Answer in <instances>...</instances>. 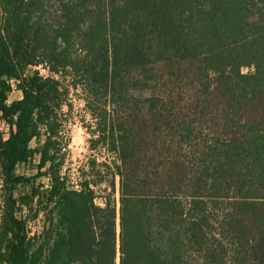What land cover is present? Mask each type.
Wrapping results in <instances>:
<instances>
[{
	"label": "trees",
	"instance_id": "trees-1",
	"mask_svg": "<svg viewBox=\"0 0 264 264\" xmlns=\"http://www.w3.org/2000/svg\"><path fill=\"white\" fill-rule=\"evenodd\" d=\"M156 63L200 87L205 124L136 91ZM38 66L84 92L103 205L60 174L67 89ZM0 119V264H264V0H0Z\"/></svg>",
	"mask_w": 264,
	"mask_h": 264
},
{
	"label": "rangeland",
	"instance_id": "rangeland-1",
	"mask_svg": "<svg viewBox=\"0 0 264 264\" xmlns=\"http://www.w3.org/2000/svg\"><path fill=\"white\" fill-rule=\"evenodd\" d=\"M177 64L165 65L163 63H156L150 65V74L153 78L150 79V84L147 87L138 89L136 91L140 92L142 98H147L151 94L167 95L166 103L170 105V100L172 102V108L176 109L177 112L184 114L188 119L190 117H199L201 124H205L200 116V110L192 108L190 103L192 101V96H199L200 87L192 83L191 78H187L189 75L181 74ZM34 69H38L39 73L43 76L53 75L61 80V84L67 89V102L68 106L64 104L60 110V115L62 116L63 128L61 133L63 135L62 139L64 141V148L62 152L64 153V161L60 168V174L67 177L68 183L77 187L78 183L85 178L89 180V183L97 192L96 202L99 205H103V198L109 192L108 180L109 175L104 174V165L101 164L102 161L108 162L110 155L100 146L91 148L89 138L91 137V130L94 128V119L92 118L90 112L85 107L84 92L81 87H77L71 84V77L69 76H59V74H52L47 69L38 66L30 67L28 73L32 72ZM251 67H242L241 71L246 73L251 71ZM20 97V92L13 89L9 95L8 100L17 99ZM219 101H216V105H219ZM143 106V103H141ZM208 115H211L214 107H204ZM216 108V107H215ZM220 112V111H219ZM188 113L189 115H185ZM178 114L179 116H182ZM211 117V116H210ZM143 119L146 121L148 117L145 115ZM139 114V124L142 125L143 120ZM207 126V124H206ZM8 126L6 123L0 119V133L3 137L7 136ZM160 139V137L158 138ZM95 161V169L91 170L90 166L92 162ZM100 174H104L105 177L93 183L95 180L100 178ZM36 184L43 182L47 183L46 178H38ZM2 181L0 176V217L3 208V198H2ZM30 185H21L17 189V194L21 192H27L30 190ZM114 196L117 200L118 198V177H115V192ZM118 207V203H117ZM29 212L25 209V216L27 218V229L30 235L40 233L44 228L43 215L39 213L36 217L31 218L27 214ZM118 260V257H117ZM260 261L257 260V264Z\"/></svg>",
	"mask_w": 264,
	"mask_h": 264
}]
</instances>
